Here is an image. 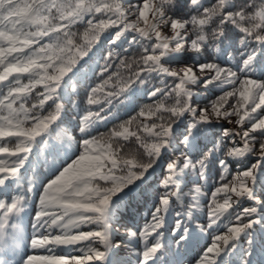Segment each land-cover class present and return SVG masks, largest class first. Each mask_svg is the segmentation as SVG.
Wrapping results in <instances>:
<instances>
[{
	"label": "snow or ice",
	"instance_id": "obj_1",
	"mask_svg": "<svg viewBox=\"0 0 264 264\" xmlns=\"http://www.w3.org/2000/svg\"><path fill=\"white\" fill-rule=\"evenodd\" d=\"M173 214L177 249L210 240L193 264H254L264 0H0V264H131L109 261L121 227L136 264H165Z\"/></svg>",
	"mask_w": 264,
	"mask_h": 264
},
{
	"label": "trees",
	"instance_id": "obj_2",
	"mask_svg": "<svg viewBox=\"0 0 264 264\" xmlns=\"http://www.w3.org/2000/svg\"><path fill=\"white\" fill-rule=\"evenodd\" d=\"M82 30V29H81ZM107 47V46H105ZM176 65H174L175 67ZM83 92L84 89L83 87L80 89V96L78 97H74L73 99L77 100L78 102L82 101L83 99ZM220 93L218 91H214L213 93L210 94V98L214 99L216 95H219ZM147 97H139V98H134V103L136 105H143L144 103H147ZM66 109L68 110V112H71V104L70 103H66L65 105ZM138 110V108H137ZM134 114V113H133ZM122 116L124 119H127L126 115H123L122 112ZM112 124H109L107 126V128L105 127H101L100 131L101 132H106L108 130V128H111ZM69 131L73 134L78 136L79 133L75 131L74 128H72L71 126H68ZM49 160H51V157H49ZM36 167L39 171V173L41 175H43L46 171V165L44 164V162L41 160L39 162L36 163ZM150 196H151V189H148L146 192H144L143 196L140 194V192H133L130 194L129 197V204L130 207L133 209L131 210V213L134 212V218L133 223L132 224H127V222L125 223V219L126 217H130V215L124 211L123 212V216L121 218V225L123 226H130V227H139L144 223V218L148 215V211L151 208V200H150ZM244 206H250V204H245ZM123 211V210H122ZM128 212H130V210H127ZM143 215V217H142ZM173 214L172 216H170L168 218V222H167V226H166V230H165V238L168 242H171L172 247H171V251H169V258H161V260L163 262H165V264H171V262L175 261L177 262V264H181L179 262V259L176 257V255H173V253H177L179 254V250L181 248V245L179 247V249H175L176 244L174 242V239L170 233V231H168L167 229H171L172 227H174V222H175V218H174ZM196 215H198L200 217L199 222L194 221L193 223H206V216L204 213H197ZM30 217H26L25 219H29ZM30 231V228H29ZM197 232H199V230L197 229ZM256 236H257V243L261 244L262 242H264V234H261L259 232V229L257 227V232H256ZM128 237L124 235V227L120 228V232L114 237V240L116 241V243H118L120 245L119 248L122 247V244L120 242H118L119 240H121L122 242L127 241L128 242ZM193 240V243L191 245V249H190V253L186 254L187 258L190 260V263L193 264L194 258H196L203 250L204 248L201 247V245L205 242V235L203 236V238L200 235H194L191 238ZM210 242V240H208ZM205 243V246L209 243ZM243 244V242H242ZM134 245V244H133ZM124 247H127L125 245H123ZM135 246V245H134ZM244 246L246 247V244H244ZM119 248H117L116 252H120ZM202 249L201 251H199V249ZM260 249L263 250L264 252V248L260 247ZM125 252V255L122 253L117 254L116 252H114V256L113 258H121L122 260H126L130 261L131 264H136V256L133 254L132 249L130 250H123ZM173 252V253H172ZM131 255V256H130ZM261 258H264V255H261L259 252L257 253V249L255 248V254L253 255L252 259H254L255 263L254 264H263L260 262ZM264 261V259H263Z\"/></svg>",
	"mask_w": 264,
	"mask_h": 264
},
{
	"label": "rangeland",
	"instance_id": "obj_3",
	"mask_svg": "<svg viewBox=\"0 0 264 264\" xmlns=\"http://www.w3.org/2000/svg\"><path fill=\"white\" fill-rule=\"evenodd\" d=\"M128 213H130V212H128ZM174 218H175V215H174ZM196 222H199V221H196ZM116 242V241H115ZM118 242H120L121 244H122V247L121 248H119V251L120 252H116V250H117V248H114V249H112L111 250V252H110V254H109V261H111L112 260V253H114V252H116L117 254H119V253H122V254H124L125 255V252L123 251V250H130V249H133L135 246L133 245V244H129L127 241H125V242H122L121 240H119ZM207 242H209L208 240H206L202 245H201V247H206L205 246V243H207ZM118 244V243H117ZM123 245H125V246H127V247H124ZM244 246V245H243ZM202 249L200 248L199 249V251H201ZM131 256V255H130ZM117 260H120V261H124V260H122L121 258H116ZM127 260V259H126Z\"/></svg>",
	"mask_w": 264,
	"mask_h": 264
}]
</instances>
